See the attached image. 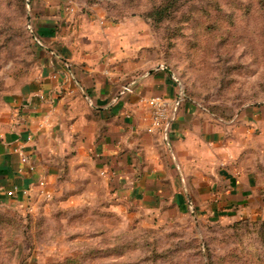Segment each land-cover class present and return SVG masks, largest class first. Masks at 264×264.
<instances>
[{"label":"crops","instance_id":"1","mask_svg":"<svg viewBox=\"0 0 264 264\" xmlns=\"http://www.w3.org/2000/svg\"><path fill=\"white\" fill-rule=\"evenodd\" d=\"M30 9L42 44L35 46L30 82L11 98L15 125L0 136L1 202L39 201L43 177L50 198L73 183L77 191L99 184L149 211L170 200L180 213L261 215L264 179L251 168L247 142L236 136L240 127L184 99L165 140L147 131L146 99L172 98L178 84L161 68L141 72L146 56L134 53L148 43L146 28L115 23L100 8L82 9L70 0H30ZM252 120L248 133L262 127V120ZM17 147L30 156L32 171ZM14 185L30 187L33 196H7Z\"/></svg>","mask_w":264,"mask_h":264},{"label":"rangeland","instance_id":"2","mask_svg":"<svg viewBox=\"0 0 264 264\" xmlns=\"http://www.w3.org/2000/svg\"><path fill=\"white\" fill-rule=\"evenodd\" d=\"M70 1L146 28L134 53L146 56L141 72L161 68L200 113L240 127L264 179V0H169L158 22L151 14L163 0ZM30 13V0H0V136L18 116L11 98L36 71ZM251 117L263 122L248 133ZM76 186L24 205L0 201V264H264V211L196 215L170 200L149 211L99 184Z\"/></svg>","mask_w":264,"mask_h":264},{"label":"built area","instance_id":"3","mask_svg":"<svg viewBox=\"0 0 264 264\" xmlns=\"http://www.w3.org/2000/svg\"><path fill=\"white\" fill-rule=\"evenodd\" d=\"M69 11H73L74 7H69ZM31 35L34 36L36 46L41 45V39L30 29ZM125 91H131L130 86H124ZM185 99V94L182 87L178 86L177 94L172 98H166L160 95H154L146 99V104L148 105L149 111V124L147 126V131L150 133H155L160 135L164 140L166 139L167 132L170 126V122L174 117L177 108L181 102ZM20 161L24 164L29 171L34 169V165L31 162L30 156L24 150L23 147H17L15 149ZM101 174H104L102 172ZM38 195L41 198L49 199L50 193L45 189V179L42 177L38 180ZM22 195L28 199L33 196V191L30 187L20 188L19 186H13V188L6 191V195L9 197H14L16 195Z\"/></svg>","mask_w":264,"mask_h":264},{"label":"trees","instance_id":"4","mask_svg":"<svg viewBox=\"0 0 264 264\" xmlns=\"http://www.w3.org/2000/svg\"><path fill=\"white\" fill-rule=\"evenodd\" d=\"M172 7V4L169 3V0H163L162 3H160L158 6H156L152 12V19L155 22H158L159 19H162L166 13L169 11L170 13V9ZM155 19V20H154ZM30 34V38L31 41L33 42V44L36 46L35 40H34V36L31 35V32L29 31Z\"/></svg>","mask_w":264,"mask_h":264}]
</instances>
